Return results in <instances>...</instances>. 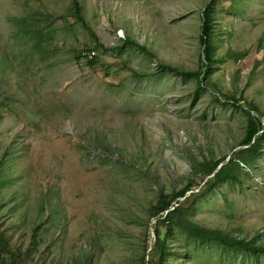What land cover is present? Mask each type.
I'll return each mask as SVG.
<instances>
[{
  "label": "rangeland",
  "instance_id": "rangeland-1",
  "mask_svg": "<svg viewBox=\"0 0 264 264\" xmlns=\"http://www.w3.org/2000/svg\"><path fill=\"white\" fill-rule=\"evenodd\" d=\"M77 5L84 25L73 0H0V232L14 264H144L154 230L161 264H264V127L242 152L251 121L264 126V0ZM205 9L200 86L166 66L202 69ZM11 257L0 246V264Z\"/></svg>",
  "mask_w": 264,
  "mask_h": 264
},
{
  "label": "trees",
  "instance_id": "trees-1",
  "mask_svg": "<svg viewBox=\"0 0 264 264\" xmlns=\"http://www.w3.org/2000/svg\"><path fill=\"white\" fill-rule=\"evenodd\" d=\"M73 8H74V12L77 16V19L80 20V22L83 24V21L80 17V12H79V8L77 5V0H73ZM206 12L203 13V22H202V26H201V33H200V41H201V45L203 47V52H202V69L199 70L198 72H191V71H183L180 68H175L172 66H166L167 68H169L171 71H174L176 73H185L188 76H194L198 78L199 84L200 86H205L204 85V81L207 80L209 74H210V69L208 68V66L206 65L207 63H210L211 60V45H210V37H211V30H212V17L210 16V12L209 9H205ZM84 25V24H83ZM34 36V35H32ZM128 42L132 43L131 40L126 39ZM137 46L143 51L145 52L147 55L152 56V54L150 52H148L144 46L138 45ZM208 84V83H207ZM215 89V87H213ZM238 103H240L239 105H241V103H245L246 107H248L249 109H251L253 112H255L257 114V116H260V111L257 109V107L255 105H253L252 103L246 102V101H238ZM263 125L261 124L260 120H258V117H256L255 121H251L250 125L248 126L247 129V133L245 135V137L242 140V143L244 145H249L253 139H255V135L257 133H259L262 129H263ZM249 147H251V149H242L243 153H247L248 151L253 150L252 145H249ZM191 189V186L186 185L183 189H181L179 192L173 193L171 194L167 200H164L159 207H155L153 208L152 211V216L156 217L158 212H164L165 210H169L170 208H172L173 204H177L178 201L183 198L186 193H188ZM174 211H168L166 213H164L166 219H170L173 215H174ZM195 231L196 227L193 228ZM155 231V241L153 243V246L150 250V252L147 255V260L146 262H144V264H161L162 261V249H163V242L161 241V239L159 238L158 232L156 230ZM244 244H247L245 242H243ZM0 246H2L6 252H8L12 257L11 259L12 262L11 264H14V262L16 261V258L18 257V254H16L14 252V250L12 249L10 243L6 240L5 237H3L2 232H0ZM249 247L250 244L248 243ZM247 245V246H248Z\"/></svg>",
  "mask_w": 264,
  "mask_h": 264
}]
</instances>
